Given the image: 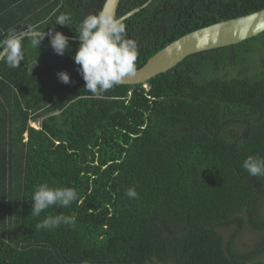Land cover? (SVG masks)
<instances>
[{"label":"trees","instance_id":"trees-1","mask_svg":"<svg viewBox=\"0 0 264 264\" xmlns=\"http://www.w3.org/2000/svg\"><path fill=\"white\" fill-rule=\"evenodd\" d=\"M147 1L121 0L117 18ZM105 2L0 0V40L9 29L47 32L61 13L72 23L55 30L77 38V24ZM262 9L264 0H153L123 23L139 69L190 32ZM257 37L102 98L76 70L78 39L60 56L47 37L36 46L23 38L21 66L0 63V264H264V176L242 168L248 156L264 157ZM44 183L74 188L78 200L31 216ZM130 187L139 198L126 195ZM73 213L74 225L35 228ZM246 229L257 243L240 251Z\"/></svg>","mask_w":264,"mask_h":264},{"label":"clouds","instance_id":"clouds-1","mask_svg":"<svg viewBox=\"0 0 264 264\" xmlns=\"http://www.w3.org/2000/svg\"><path fill=\"white\" fill-rule=\"evenodd\" d=\"M71 23L70 15L61 13L56 16L47 32L38 33L36 26H29L28 31L33 34L31 43L33 46L40 45L47 37L53 51L63 56L70 49L69 38L62 32L56 31L55 25L69 27ZM75 33L79 47L72 59L78 65L76 70L85 81L84 89L87 92L96 98H102L105 92L122 85L125 78L136 74L137 43L127 37L126 26L121 19L100 10L86 15L77 24ZM23 60L21 36L14 29H9L6 37L0 40V63L10 69H16L21 66ZM57 76L64 84L71 82L66 71L58 72ZM242 168L249 176H264V157L250 155L244 159ZM78 195V192L71 187H50L47 183L37 185L30 198L33 202L31 216L39 217L42 212L53 206L67 208L78 200ZM126 195L130 199L139 198L134 187L128 188ZM76 219L75 213L47 216L43 221L38 222L35 228L36 230L56 229L61 224L74 225Z\"/></svg>","mask_w":264,"mask_h":264},{"label":"water","instance_id":"water-1","mask_svg":"<svg viewBox=\"0 0 264 264\" xmlns=\"http://www.w3.org/2000/svg\"><path fill=\"white\" fill-rule=\"evenodd\" d=\"M153 0H148L142 6L133 9L124 16L121 21L136 15ZM121 0H106L103 9L105 12L117 17ZM42 33V32H38ZM264 33V9L254 13L221 21L213 25L197 29L190 32L174 42L170 43L162 50L158 51L130 78H125V85H140L169 70L175 68L187 57L209 51L237 45L246 40L252 39ZM31 32L21 34V39L32 37ZM71 40L77 38L68 37Z\"/></svg>","mask_w":264,"mask_h":264},{"label":"rangeland","instance_id":"rangeland-1","mask_svg":"<svg viewBox=\"0 0 264 264\" xmlns=\"http://www.w3.org/2000/svg\"><path fill=\"white\" fill-rule=\"evenodd\" d=\"M260 58H264V33L259 35L256 40L253 42V51ZM33 126L38 127V122H33ZM256 233L251 231L250 229H246L239 237L238 243L236 245V249L240 251L250 250L253 247V244L257 243ZM262 259H264V254L262 255Z\"/></svg>","mask_w":264,"mask_h":264}]
</instances>
